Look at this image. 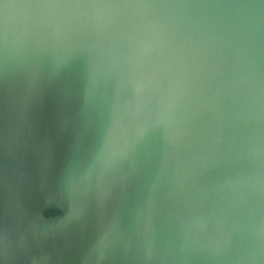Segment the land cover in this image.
Here are the masks:
<instances>
[{
  "label": "water",
  "instance_id": "1",
  "mask_svg": "<svg viewBox=\"0 0 264 264\" xmlns=\"http://www.w3.org/2000/svg\"><path fill=\"white\" fill-rule=\"evenodd\" d=\"M0 264H264V0H0Z\"/></svg>",
  "mask_w": 264,
  "mask_h": 264
}]
</instances>
